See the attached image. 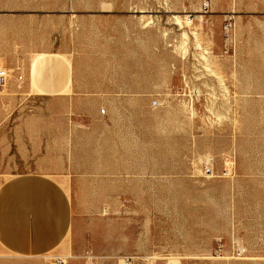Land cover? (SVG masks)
<instances>
[{"label":"rangeland","instance_id":"obj_1","mask_svg":"<svg viewBox=\"0 0 264 264\" xmlns=\"http://www.w3.org/2000/svg\"><path fill=\"white\" fill-rule=\"evenodd\" d=\"M0 69V264H264V0H0Z\"/></svg>","mask_w":264,"mask_h":264},{"label":"crops","instance_id":"obj_2","mask_svg":"<svg viewBox=\"0 0 264 264\" xmlns=\"http://www.w3.org/2000/svg\"><path fill=\"white\" fill-rule=\"evenodd\" d=\"M30 177V178H29ZM20 178H23L22 180H18L17 182H20V184H19V186H16L17 188H14L13 186L16 184V183H13V185H11V187H10V189H15V190H13L14 192H7V191H5L4 190V192H3V194H4V197L5 198H10L11 197V195L12 194H14V196L15 195H21V190L25 187V185L26 184H28V183H30V182H32V180H34V179H32V178H34V177H32V175L30 176V174L29 173H25L24 174V176L23 175H20ZM42 182V181H41ZM2 219V217H1V212H0V220ZM1 222V221H0ZM35 237H40L41 235H40V233H38V229L37 228H35ZM23 237L25 236V235H23V234H21ZM0 237L7 243V244H9V245H12L13 244V237L9 234V232H5V233H3L2 231H0ZM16 246V245H15ZM54 245H52V247H53ZM19 247H21V246H19ZM23 248H24V245L22 246ZM34 247H35V250L33 251L32 250V253H36V254H38V253H43V241L41 240V241H37V242H35V244H34ZM23 248L22 249H17L18 251H23V252H26L25 250H23ZM27 252H31V251H27Z\"/></svg>","mask_w":264,"mask_h":264},{"label":"built area","instance_id":"obj_3","mask_svg":"<svg viewBox=\"0 0 264 264\" xmlns=\"http://www.w3.org/2000/svg\"><path fill=\"white\" fill-rule=\"evenodd\" d=\"M206 5H204V7L206 8L207 7V3H205ZM191 23V21H189ZM8 76H9V73L6 69H0V87L5 85L7 79H8ZM206 173L208 174H212V171L211 169L207 168ZM59 263H62V261H58ZM129 262V261H128Z\"/></svg>","mask_w":264,"mask_h":264},{"label":"bare ground","instance_id":"obj_4","mask_svg":"<svg viewBox=\"0 0 264 264\" xmlns=\"http://www.w3.org/2000/svg\"><path fill=\"white\" fill-rule=\"evenodd\" d=\"M176 20V19H175ZM178 22H180L179 20H178ZM182 23V22H181ZM187 24H190V22H189V20H187ZM192 34V33H191ZM194 34V36H196V33H193ZM184 38H186L187 39V35L184 33ZM197 38V37H196ZM185 41V40H184ZM184 47V46H183Z\"/></svg>","mask_w":264,"mask_h":264}]
</instances>
